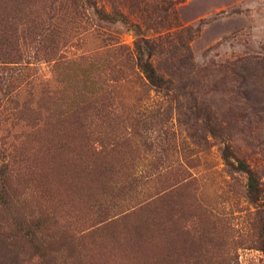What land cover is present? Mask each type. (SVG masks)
<instances>
[{
    "label": "rangeland",
    "instance_id": "rangeland-1",
    "mask_svg": "<svg viewBox=\"0 0 264 264\" xmlns=\"http://www.w3.org/2000/svg\"><path fill=\"white\" fill-rule=\"evenodd\" d=\"M50 12L60 36L25 56L46 92L18 82L0 108V264H264L222 158L227 141L264 173V95L249 115L231 75L264 74V0H0L7 25ZM143 41L174 95L138 71Z\"/></svg>",
    "mask_w": 264,
    "mask_h": 264
},
{
    "label": "trees",
    "instance_id": "trees-1",
    "mask_svg": "<svg viewBox=\"0 0 264 264\" xmlns=\"http://www.w3.org/2000/svg\"><path fill=\"white\" fill-rule=\"evenodd\" d=\"M23 4L24 2L16 1L14 8H16V6L20 7ZM57 11L60 12V9L58 8ZM12 19L13 21L9 25H7L4 20L0 19V108L2 107V115L6 114L8 111L10 112L11 103L16 104L14 98H16L18 82L25 83L27 85L26 88L29 89L30 87H41L42 90L46 92L47 89H44L47 83L46 80L40 78L41 82L38 83L36 82L37 77L33 79L25 75L26 72L29 71L30 65V62L25 60L28 51L27 48H30L27 42L30 39L32 43H35V49H33V51L35 52L34 55H38L36 54L37 51L39 49L44 50L49 39L52 40L54 37L58 38L62 30V25L60 24L61 17L58 13L51 14L50 12L44 21L38 20V22H40L39 24H37L38 22L35 19H31V17L27 15H15ZM111 19L129 25L124 17L113 16ZM135 46L136 67L152 91L168 97L169 95H174V91L181 90L180 86L174 84L172 74L163 75L159 73L152 64L151 59L155 56L156 52L152 46H149V44L144 41L142 44H136ZM44 54L55 55L56 50L53 51V49H51V51L45 52ZM50 60L51 59L46 60V62ZM244 63L245 67L243 69H234L231 75L234 84L237 83L234 87L240 93V97L244 103L247 104L249 115L255 116L257 106L254 105V103H259L256 94L260 92L262 93L261 95H264V74L255 71L257 63L254 61L245 60ZM174 75L176 74L174 73ZM257 79H262L263 85L261 87L255 85ZM44 92L42 94H44ZM17 107H19V105L16 106L15 111L19 112L17 111ZM38 120L39 118H37V121ZM5 121L6 119H4V122ZM223 143L224 149L222 158L225 165L234 168L237 172L246 176V196L260 224L255 244L264 257V182L262 181L264 173H260L251 167L244 157L242 158L236 153H233L227 141H223ZM6 152V149L3 150L0 148V157L4 158L5 154H7ZM13 153L14 151H8L9 156ZM13 156H15V154L11 157ZM158 162L161 164L162 161ZM152 168H156V166H152ZM134 181L135 183L137 182L136 179Z\"/></svg>",
    "mask_w": 264,
    "mask_h": 264
}]
</instances>
